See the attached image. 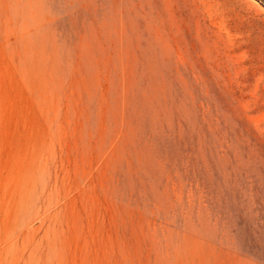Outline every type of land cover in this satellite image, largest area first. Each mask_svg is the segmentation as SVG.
<instances>
[{"label":"rangeland","instance_id":"rangeland-1","mask_svg":"<svg viewBox=\"0 0 264 264\" xmlns=\"http://www.w3.org/2000/svg\"><path fill=\"white\" fill-rule=\"evenodd\" d=\"M0 264H264V0H0Z\"/></svg>","mask_w":264,"mask_h":264}]
</instances>
